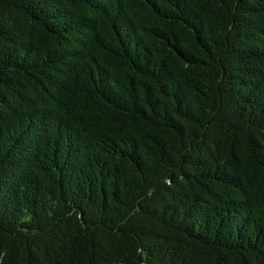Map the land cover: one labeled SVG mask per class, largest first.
Wrapping results in <instances>:
<instances>
[{
    "label": "trees",
    "instance_id": "1",
    "mask_svg": "<svg viewBox=\"0 0 264 264\" xmlns=\"http://www.w3.org/2000/svg\"><path fill=\"white\" fill-rule=\"evenodd\" d=\"M0 264H264V0H0Z\"/></svg>",
    "mask_w": 264,
    "mask_h": 264
}]
</instances>
